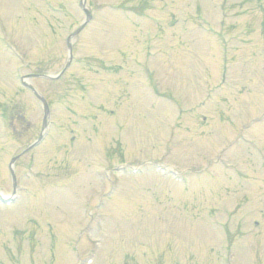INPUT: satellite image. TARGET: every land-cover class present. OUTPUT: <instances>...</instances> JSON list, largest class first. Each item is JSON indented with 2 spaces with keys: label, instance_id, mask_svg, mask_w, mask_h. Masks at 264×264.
<instances>
[{
  "label": "rangeland",
  "instance_id": "1",
  "mask_svg": "<svg viewBox=\"0 0 264 264\" xmlns=\"http://www.w3.org/2000/svg\"><path fill=\"white\" fill-rule=\"evenodd\" d=\"M86 7L0 0V264H264V0Z\"/></svg>",
  "mask_w": 264,
  "mask_h": 264
}]
</instances>
